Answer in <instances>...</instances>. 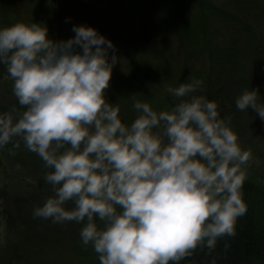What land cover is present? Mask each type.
Here are the masks:
<instances>
[{
    "label": "clouds",
    "instance_id": "clouds-1",
    "mask_svg": "<svg viewBox=\"0 0 264 264\" xmlns=\"http://www.w3.org/2000/svg\"><path fill=\"white\" fill-rule=\"evenodd\" d=\"M73 31L56 40L36 21L0 27V64L25 106L0 111V148L23 140L50 169L54 194L33 215L82 223L81 242L100 264H178L197 247L206 259L245 217L239 192L249 159L231 116L192 77L169 87L171 109L136 99L138 114L125 122L107 96L118 46L95 26ZM236 105L264 122L258 88Z\"/></svg>",
    "mask_w": 264,
    "mask_h": 264
},
{
    "label": "trees",
    "instance_id": "trees-1",
    "mask_svg": "<svg viewBox=\"0 0 264 264\" xmlns=\"http://www.w3.org/2000/svg\"><path fill=\"white\" fill-rule=\"evenodd\" d=\"M58 1L0 0V19L11 22V24L18 21L31 23L35 19L36 8L46 4L44 17L40 23L47 25L51 38L61 31L67 33L68 38L75 36L73 25L76 24L95 26L102 34L111 38L121 25L117 24L115 16L111 12V0H107L109 4L106 9L100 7L103 4L98 1L101 0H63L61 11L57 14L60 8ZM135 1L138 2V5L129 6L132 15L126 18L127 21L132 20L131 22L136 25L135 36H133L134 32L129 23L125 25V34L129 48L143 54L146 59L143 63L139 62L140 68L133 72L136 76H141L140 80L143 83L155 84L154 78L157 80L162 78L166 83H172L176 78L177 71L184 66L187 67V70L182 71L181 77L186 75L190 78L197 76L205 79L203 74L198 73L196 65L190 60L197 58L202 53L197 52L193 44L200 45L203 38L207 37V31L210 32L208 29L204 30L205 23L202 25L199 22L205 21L204 19L207 18L211 19L210 30L218 39L217 43L212 41L214 47L209 50L210 53L216 51L213 61L217 60L215 61L217 68L229 74L227 79H235L239 85L242 83L245 86L249 85L251 76L264 80L259 73L264 68L258 69L257 66L255 68L252 64L257 61L254 59L255 57L258 59L264 57V0H230L231 8L226 12L212 0H198L195 4L201 10L200 12H196L191 0H146V2L152 3H144V0ZM154 5L158 8L154 9ZM69 11L74 12L75 16L71 22H67L66 26L64 19L69 17ZM221 15L223 17H220ZM53 16H56L55 20L57 18L59 20L55 26H52ZM214 18H217V23H212ZM50 21L51 23H49ZM176 47L179 50L183 49L187 54V65L182 66L180 62L172 59ZM263 65L264 60L261 67ZM252 70L255 71V75ZM5 72H7L6 66L0 64V75ZM226 81L223 80L216 85L213 80H208L210 85L220 91H215L214 95L210 93L209 99L219 102L221 116H231V126L237 132L236 126H234L236 112L232 106L233 92L231 90L230 93H226L228 95H223L227 90ZM204 82L207 83L205 80ZM239 85L238 87H240ZM148 87L145 86V89L148 90ZM239 89L244 90L245 88ZM204 94L206 95V93ZM7 145H9V149H15L14 164L23 172H17L19 180L25 182V180L33 178L31 175L37 177L38 173L42 171V158L37 153L28 150L24 146L23 140H21L19 148H15L13 142ZM36 179L41 178L37 177ZM38 183L40 187L43 186V180ZM50 189L46 187V190L43 191L46 192L43 196L44 202L46 198L53 195V191ZM4 192L5 190L0 185V195L3 196ZM37 196H40V193H37ZM239 197L240 205L245 210V217L234 223L232 239L227 242L218 241L206 259L204 258L205 253L197 247L193 250L192 255L184 257L178 264H264V189L254 180L245 178ZM17 198L18 196H16ZM33 198H31V204L34 203V205L30 208L32 213L34 206L43 204H38L36 200L38 197L33 196ZM72 206L73 203L69 201L67 207L71 208ZM76 226L81 227L82 223L75 220L63 223L53 222L51 218L41 217L40 220V217L35 216L31 221L25 222L23 229L19 231L16 244H10L12 248L5 252L7 260L4 259L2 252L4 249L0 248V264H23L22 262L27 258L26 252H30L33 246L42 248L51 244L52 240L58 243L63 236H67V231ZM93 251L95 252L94 248ZM95 256L90 264H100L98 253L95 252ZM75 264L86 263L77 260Z\"/></svg>",
    "mask_w": 264,
    "mask_h": 264
},
{
    "label": "rangeland",
    "instance_id": "rangeland-1",
    "mask_svg": "<svg viewBox=\"0 0 264 264\" xmlns=\"http://www.w3.org/2000/svg\"><path fill=\"white\" fill-rule=\"evenodd\" d=\"M108 1L101 0L98 2H101V4H103L100 5L101 8L106 9L107 5L109 4ZM191 1L194 3V9L196 10V12H200L201 10L196 7L198 0ZM212 1L217 3V5H219V7H221V9L225 12L229 10V8H231L230 0ZM63 2V0L58 1V6L60 8L58 9L57 14L60 13ZM110 2L112 8L111 12L112 14H114L117 24H121L120 27L122 26V28L118 27V29L115 31V33H113V36L111 37V39H113L115 44L118 46L119 56L121 57V60L114 67L110 87L107 91L108 99L113 103L120 104V114L125 122L128 123H131L138 114L133 107L134 101L136 99L149 101L157 110L171 109V107L177 102V100L169 91V87L178 86L180 83L185 82L187 78L190 79V77L186 75H183V77H181L183 73L182 71L187 70V67L184 66L177 71V73L175 74L176 78H174V81L172 83L168 84L162 78H160L159 80L154 78L153 80L156 81L155 84L143 83L140 80L141 76L138 77L133 74V72L134 70H138L140 68L141 65L139 64V62L143 63L146 59L143 54H139L137 51H135V49L129 48V44L127 43L128 40L125 34V25L129 23V26H132L134 32L133 36H135L136 25L131 22L132 20L130 19V21H127L126 18L132 15V11L129 6H134L138 2L135 0H111ZM143 2L148 3L149 1L146 2V0H144ZM45 7L46 4H43L41 7L36 8L35 19L32 22L41 21L42 17H44ZM153 7L154 9L158 8V6L155 5ZM121 12H123V14H121ZM74 16V12L69 11V17L66 18V20L64 19L65 25L67 24V22H71ZM55 17L56 16L52 17V26L57 25L59 22L58 18L57 20H55ZM220 17H223V15H221ZM204 20L205 21L201 20L199 22L202 25L203 23H205V26H203L204 30L208 29L211 33L207 31V37H205V39L203 38L202 43L200 42V45H197L196 43L193 44V47L196 48V51L202 53L197 56V58L191 59L190 61L196 65L198 73H200L201 75L203 74L205 77V79H202L207 83L204 85V92L202 94L206 93L208 98L210 96V93L214 95L215 91L220 92L218 89H216L215 86L213 87L212 85H210L208 80H213L216 85L218 84V82L227 80V90L223 93V95H225L226 93H230L231 90L233 92L232 97L234 102L232 103V106L236 112L234 115V126H236L242 150L248 153L249 164L245 167L244 176L245 178L254 180L264 189V122L257 123L255 121L256 111L254 109L240 110L236 105V98L245 89H249L251 87L254 89L258 88L261 95V101L264 102V80L257 79L254 76H251L249 85L245 86L242 85V83H240L239 85L238 82L235 81V79H227L229 78L227 76L229 74L217 68V62H215L217 60L213 61V57H215L216 51H211L214 54L210 53V50H212L210 48H213V44L217 43L218 41L217 37H215L216 35L214 36L212 31L210 30L211 19L207 18ZM51 21L49 23H51ZM212 23H217V18H214ZM6 25H11V22L0 19V27ZM53 38L56 40L68 39V36L67 33H62L61 31V33H57ZM245 41L247 42V40ZM186 55L187 54H185V51H183V49L179 50L176 47V49L173 51L172 59L180 62L183 66L184 64H186V60L188 59ZM254 59L257 60L252 63L255 68L256 66L258 67V69L264 68V65L261 67V64L264 60L263 56L262 58L259 57L258 59L257 57H255ZM252 72L255 75V71L252 70ZM259 73L264 79V69L262 71H259ZM196 78L198 77L196 76ZM13 83V80L8 77L7 72L0 75V111H7L14 105L21 110H23L25 107L19 104L18 98L13 92ZM237 84L240 87H238ZM145 86H149L147 88L148 90L145 89ZM243 87L245 88L244 90L239 89ZM143 92L150 94L147 95ZM9 148V145L0 148V185L1 188L5 190L4 195H0V213H2L0 217V248L4 249V251L2 252L4 253V259L6 260L7 254H5V252L12 248V244H16V241L19 237V231L23 229L25 222L29 220L31 221V219L35 217L32 213V210L30 209L31 206L34 205V203L31 204V198H33V196L38 197L36 199L38 204H42L44 203L43 196L44 194H46V192L43 191L46 190V187L48 189L51 188L50 190H52V185L45 180V174L50 169L45 167V162L43 160L41 164L42 171L37 175V177L41 179H36V175H31L33 176V178H30V180H25V182L20 181L18 177L19 174H17V172H22V170H19L16 164H14L13 158L15 155V149ZM40 180H43V186L41 187L38 183ZM37 193H40V196H37ZM16 196H18L17 199ZM33 200L35 199L33 198ZM3 210H5V212H3ZM81 227L76 226L70 229V231H67V236H63L58 243L55 240H52L51 244L42 248H40L39 246H33L30 252H26L27 258L22 263L75 264L77 260H81L83 263L90 264L96 256L91 244H82L80 237Z\"/></svg>",
    "mask_w": 264,
    "mask_h": 264
}]
</instances>
